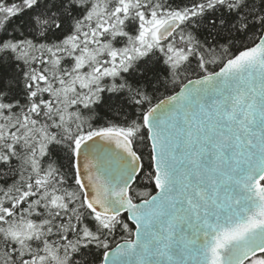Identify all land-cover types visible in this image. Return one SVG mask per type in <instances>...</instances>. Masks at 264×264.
<instances>
[{"label": "snow or ice", "instance_id": "1", "mask_svg": "<svg viewBox=\"0 0 264 264\" xmlns=\"http://www.w3.org/2000/svg\"><path fill=\"white\" fill-rule=\"evenodd\" d=\"M0 264H264V0H0Z\"/></svg>", "mask_w": 264, "mask_h": 264}]
</instances>
